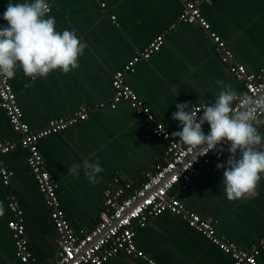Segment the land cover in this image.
Listing matches in <instances>:
<instances>
[{"label": "crops", "instance_id": "1", "mask_svg": "<svg viewBox=\"0 0 264 264\" xmlns=\"http://www.w3.org/2000/svg\"><path fill=\"white\" fill-rule=\"evenodd\" d=\"M201 15L231 51L233 59L248 72L264 69V0H198ZM34 0H0V25L8 3ZM56 20V30L74 31L86 45L79 67L60 70L34 81L17 66L8 82L16 95L22 120L31 129L48 121L69 117L85 109V120L48 135L38 142L45 169L56 183L60 209L73 229H90L98 222L102 192L114 178L143 181V174L163 161V145L150 125L125 102L108 107L113 73L164 34L160 50L135 65L124 81L159 119L170 135L179 131L172 119L177 103H211L221 83L240 92L241 84L213 52L207 32L196 24L178 23L182 0H46ZM103 5L104 7H101ZM114 17V22L111 19ZM47 18V17H46ZM173 26V27H172ZM172 27V28H171ZM27 85V86H26ZM103 104V107H100ZM264 135V125L258 127ZM0 107V142L15 143L13 151L0 156L11 171L7 186L0 180V264H18L8 222L12 214L8 196L13 195L25 229L30 264H52L57 254V235L43 197L26 163L27 151ZM230 153L227 148L221 160ZM98 162L103 171L91 184L81 168L78 178L69 174L73 163ZM223 169H208L207 177L192 180L185 191L173 189L186 209L207 221L221 240L241 249L257 245L264 237V174L258 195L228 201L223 196ZM136 247L156 264H231L228 255L191 230L184 219L163 213L136 229ZM264 264V251L258 256ZM105 264H147L136 257L118 255Z\"/></svg>", "mask_w": 264, "mask_h": 264}, {"label": "built area", "instance_id": "2", "mask_svg": "<svg viewBox=\"0 0 264 264\" xmlns=\"http://www.w3.org/2000/svg\"><path fill=\"white\" fill-rule=\"evenodd\" d=\"M209 1V0H204ZM183 7L177 22L196 24L207 32L212 43L213 52L228 72L241 84L239 93H247L256 98L264 96V69L258 73L248 72L241 64L234 61L231 51L225 42L213 31L209 23L201 15L198 0H182ZM101 7H104L101 5ZM114 22V17H111ZM7 22L0 25L6 26ZM173 27V26H172ZM171 27V28H172ZM164 34L153 38L148 45L136 53L111 77L112 96L108 103L114 109L119 102H125L130 109L150 125L151 133L162 142L163 161L143 174V181L135 184L130 179L114 178L108 182L102 192L98 222L90 229H73L60 209L57 197V185L47 170L43 157L38 149V142L51 134L61 132L86 119L87 111L81 109L69 117H59L47 122L41 129H31L22 120V112L17 104L8 79L0 77V107L3 110L11 129L19 135V144L27 151L26 163L44 205L49 210V216L57 235V254L52 264H105L118 255L136 257L147 264H156L147 254L136 247L134 237L136 229L163 213H170L185 220L187 226L201 234L221 252L228 255L231 264H261L259 254L264 251V237L257 245L249 249H241L227 243L215 235L213 227L198 215L185 208L183 203L172 194L173 189L185 191L193 179L207 177V170L215 171L214 162L221 160L223 153L210 151L207 155L185 146L177 149L178 139L173 138L163 123L157 119L137 95L127 86L124 77L133 72L135 65L147 60L162 47ZM205 102L190 106V110L198 116L202 114ZM103 107V104H100ZM239 108V105H234ZM207 134L210 128L203 125ZM15 143L0 142V156L13 151ZM226 146H218V150ZM11 171L0 160V180L7 186ZM8 208L12 219L8 222L13 246L18 264H30L29 253L25 239V229L20 219L21 212L13 195L8 196Z\"/></svg>", "mask_w": 264, "mask_h": 264}, {"label": "clouds", "instance_id": "3", "mask_svg": "<svg viewBox=\"0 0 264 264\" xmlns=\"http://www.w3.org/2000/svg\"><path fill=\"white\" fill-rule=\"evenodd\" d=\"M50 12L46 0L7 4L2 17L7 24L0 26V77L14 78L17 66L33 81L55 70L67 74L79 67L78 58L86 45L74 31L58 32ZM237 104L239 108L234 107ZM176 109L172 114L180 129L173 134L178 138L176 148L187 146L207 155L210 151L223 153V147L218 150V146H226L230 153L226 166L216 165L223 169V196L228 201L255 198L264 174V135L258 132L264 125V96L254 98L221 83L218 96L204 105L201 115L191 111L189 103H177ZM205 123L210 128L207 134ZM81 168L89 183H99L103 169L98 162L73 163L69 174L78 178ZM3 211L0 203V215Z\"/></svg>", "mask_w": 264, "mask_h": 264}]
</instances>
